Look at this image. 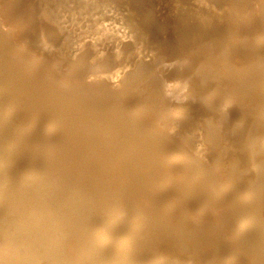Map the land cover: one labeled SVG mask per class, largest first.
Returning <instances> with one entry per match:
<instances>
[{"label":"bare ground","instance_id":"bare-ground-1","mask_svg":"<svg viewBox=\"0 0 264 264\" xmlns=\"http://www.w3.org/2000/svg\"><path fill=\"white\" fill-rule=\"evenodd\" d=\"M0 2V232L5 231L0 264H177L168 262L158 249L167 247L163 242L169 237L198 238L202 248L216 236L223 253L230 227L228 236L244 252L263 254L254 239L264 233L261 96L260 105L257 97L252 104L257 109H243L251 116V125L246 140L229 152L227 169L216 161L231 148L224 145L220 127L229 122V96L246 98L245 91L254 86L259 71L264 72V0H33V9L28 5L35 14L32 23L23 19L26 12L23 15L16 1ZM181 7L192 10V16L178 15ZM6 15L9 26L4 30ZM178 19L194 29L204 22L219 27L209 43L191 49L196 57L204 55L206 67L211 63L216 68L203 71L202 79L208 82L213 74L221 79L220 88L204 103L217 118L209 119L200 135L211 143L204 141L206 146H212L211 151L206 149L212 152L208 161L209 154L203 160V152L198 153L197 123L187 102L198 90L176 93L173 111L165 112L174 120L164 129L160 118L146 109L150 96L142 99V93H131L124 82V94L114 97L111 83L107 87L103 83L138 62L130 77L148 73L153 87L155 82L164 88L155 80L152 65L167 56ZM21 41L39 55L33 56L40 67L20 56ZM66 60L72 63L68 70L58 69ZM86 67L89 72L106 67L101 70L106 73L98 71L104 81L86 83L81 76ZM156 92L166 107L168 97ZM246 155L251 156L254 174L247 181L242 180L246 166L237 163ZM48 182L62 193L56 201L50 202L44 190ZM112 186L126 192L127 211L119 209L126 203L117 204ZM68 211H75L82 225L69 229L66 224L74 217H67ZM71 234L84 239V248L74 251ZM183 250L195 252L193 247Z\"/></svg>","mask_w":264,"mask_h":264},{"label":"rangeland","instance_id":"rangeland-1","mask_svg":"<svg viewBox=\"0 0 264 264\" xmlns=\"http://www.w3.org/2000/svg\"><path fill=\"white\" fill-rule=\"evenodd\" d=\"M13 1L18 2V4H16V2H15V5H16V7L19 6L18 7L19 9L20 8L22 9V10L21 9L20 10L22 11L23 15H24V12H26L23 19L27 23L28 22L29 23L30 22L32 23V22L35 21V19H34L35 14L32 12L33 10H31L30 8H28V7H30L28 5H31V7L33 9V4H32L33 3V0H32V2H29L30 0H27L28 3H26V0H13ZM242 2H244V1H242ZM0 4H1V2H0ZM24 6H26V7L25 8H22ZM26 8H28V10H26ZM6 12L8 13V11H6ZM186 13H189L192 16L193 11L192 10H187L185 7H181V10L178 12V15H185ZM29 14H30L31 17L29 16ZM174 14H177V12L170 14V16H172ZM198 14H196V15L198 16ZM5 17H7V15L6 16H3V20L4 21L6 20ZM199 17H201V16L199 15ZM20 18H22V17H20ZM30 18L32 19V21H30L31 20ZM7 19H9V18H7ZM7 21L8 20H6L4 22L5 23L4 28H3L4 30L7 29V27L9 26V25H7V24H9L8 23L9 21L8 22ZM161 21H163V19ZM181 21H182L181 19L176 20L175 22H177V24L175 26H172V28H175V31L177 33V37L175 38V34L176 33L172 36V38L174 40L171 43L170 48L168 49L167 56L166 57H163L164 58V61L161 62V63H159V64L156 63L157 66L155 65V63H153V65H152V68L154 69L153 71L156 70L155 71L156 72L155 73L156 74L155 80H159L157 82L162 81L161 83L164 84V85H162L161 83H159L160 85H162V87L164 86V88H161L162 91L159 89L157 83H155V82H154V87L157 85L156 86L157 88L156 87L155 88L153 87V84H152L153 82H151L153 80V78L152 77H151L152 79L149 78L150 76H148V73L146 74V73L142 72V74H141L139 72L138 74H135V75L133 74L130 77V75L137 69L138 62H132V64L129 66L128 70H126V71H124L122 73L117 74V76H114V78L112 79L113 80L112 82H110L108 80H105V82H107V83L109 82L108 84L105 83V82H103L104 79L99 76L100 73H98V71L99 70L100 71L101 70H103V71L106 70L107 69L106 67H108L109 64H106L105 65L106 66L105 67L106 69L105 68L104 69L102 68V69H99L97 72H93V71H90L89 72L88 69H89L90 66H91L90 67V70H93V66H94L93 64L92 65L89 64L90 65V66L88 65L89 67L86 65L88 67V69H87V67L85 68V70L83 68L82 69V75L81 76L85 80L86 83L91 84V85H92V83H93V85H96L98 83L103 82L105 84L104 86L107 87V85H109L111 83V85H109V86L111 87L112 90H115L114 91L115 93L113 94L114 97L122 96V92L124 94L125 91H124L123 88L125 87L126 84H127V86H129L128 88H130V90H129L130 92L132 91L133 93H135V91L137 90V92H136L137 94L135 93L136 95H140L141 93L143 95H145L144 92H146L147 93L146 97L148 96V98H146L145 96L142 95V99L149 100V96L151 98V100L148 101V107L146 109H148V113L149 114H156L160 118V121L162 122V125L160 124V126L163 127L164 129H167L168 125L172 124V121L174 120V118H172V119L171 118L170 119L167 118L168 115L165 112L167 110L168 111L169 110L171 111L173 109V106L174 105L172 104V102H173L174 98L176 97V93H177V96H178L182 92H185V93H182V94L185 95V94H190V92H192L193 89L198 90L197 91V94L195 96H193V94L192 95L190 94L188 96L190 99H188L187 102L192 105L189 114H191V115L194 116L193 121H194L195 124L197 123L196 124V127H197L196 134H197V138H199L198 139V141H199V147L198 148L200 149V151L198 153L200 154V152L201 153L203 152L202 154H200V155H202V157H204L203 160H206V157H208L206 154H209V157L207 158V161H208L209 158H211L210 155L212 154V152H210V151H211L212 146H210L211 143L209 141L204 140L205 138H203V136H200V135H203L202 133L205 130L206 122L209 119H213V120L216 121L217 118L214 117L213 110L212 109L210 110V107L208 106L209 103L208 104L206 103L207 106L204 103L205 102H209L210 100H205V99H210V96H212V94H214V92H216V90L218 88H220V83H221L220 81H221V79H218L219 77H217L214 74H213V77H212V75L210 74L211 77H209V79L206 80V81L209 82V84H208V82H205V80H203L201 76L206 72V70L209 69L211 71L212 69H210V68L213 65H211V63H209L210 65H207V66H211V67H206L205 63H203L204 61H202L204 55L203 54H200L199 57H196L194 53H191V49H193V47H195L197 45L201 46L204 42L209 43L210 40H212L214 38V33L216 32L215 31V28L218 29L219 27H215L214 26V28H213L212 23L208 25L209 22H206V23L204 22L205 24L203 23L199 27H197V28L194 29L188 22H181ZM5 26H7V27H5ZM210 26H211V28H210ZM170 28H171V26L170 27L167 26L166 30H170ZM208 28H210V29H208ZM237 30H238V28H234L233 29V31H237ZM7 32H10V29ZM19 37H20V35L17 36V38H19ZM247 42L248 41H246L245 44H249V42L248 43ZM19 44H21V45H19L20 47L22 46L21 48L19 47L20 48V50H19L20 56L22 58H24L26 61H29V60L31 62L34 61L33 64L36 63L35 65L37 67H40L38 65L39 64L38 63V60L35 59V56H33V55L36 54L37 57H38L39 55L36 52H34L32 49H30V47L27 48V45H26V43L24 41L19 42ZM204 44H206V43H204ZM149 45L152 47L153 46V43H150ZM263 45H264V42H263ZM24 46H26V47H24ZM261 49L264 51V46H262ZM86 51L88 53H90L91 50L88 48V49H86ZM28 57H29V60H27ZM60 63L61 64H58L57 68L60 69V70H63V71H65V70L67 71L68 68L70 67V65H72V63L71 62L68 63L67 60L66 61H63V62H60ZM200 63L202 65H200ZM161 64H163V65H161ZM158 65H161V66H158ZM153 66H155V67H153ZM247 66L248 65H246L245 67H247ZM251 67H252V65L248 69H250ZM212 68H213L212 71H214L216 69V68H214V66ZM86 69L88 71H86ZM39 70H40L39 72H42V69H39ZM103 71H101V72H103ZM164 71H166V73L168 72L167 75L165 74ZM203 71H204V73H203ZM259 72L260 73L257 74V77L258 78L255 77L256 78L255 80H257V79L258 80L257 81L254 80L253 81L254 86L253 87H250L249 88L250 90H247L248 92L245 91V95H246V93H248V95H246V98L244 96V97H241V98H237L236 99V97H234L233 95H230L229 96V100L231 101L230 104L227 106V109H228V117H229L228 120H229V122H227V124L226 125H223V126L220 125V123H218L220 125V127H222L223 133L225 135V137H224V135H222V137H221L224 145L226 143L225 146H229V148L231 147L230 150H228V153H226L221 158V160H219L220 162L216 161L217 162V165L220 166V168L222 170L227 169V162H229L231 160V158H230L231 156L230 155L232 154L231 153L232 147H234L235 145H240V144H242L246 140L248 126L251 125V116H248L246 113H244L243 109L248 108L249 111H253L254 109H257V106H253V105H255L256 102H257L256 105L257 104L260 105V103H262V101H259V100H261V98H259V97L261 96L262 99L264 100V98H263V96H264V91H263L264 90V85H263L264 84V82H263L264 81V72L263 71H259ZM103 73H106V72H103ZM103 73H102V75H104ZM143 73H144V75H143ZM193 74L194 75L196 74V75L194 76ZM145 75H147V77ZM137 76H138V78H137ZM164 76H166V77H164ZM200 77H201V79L199 80ZM214 78L215 79L217 78L218 81H217V79L214 81L213 80ZM210 79L212 80L213 83H211ZM259 79L261 81H259ZM135 80L137 82L138 81L139 82L137 83ZM124 82H126L125 85H123ZM205 84H207V85H205ZM256 84H258L257 85V88H255L256 87ZM186 85H187V87H186ZM209 86L211 88H209ZM260 86H261V88H260ZM252 88L257 89V92L258 93L255 92L256 91L255 89L253 91ZM251 89H252V91H251ZM147 90H149V91H147ZM155 90L156 91H160L159 94L160 93H163L166 97H168L167 102L169 101L168 102L169 104L167 105V102H166V107H163L160 104V100L161 99L159 100L158 94H157L158 92H156ZM259 93H261V94H259ZM250 94H251V96L254 94L253 95V98L254 99L250 96ZM125 95H127V94H125ZM206 95H208L209 98H205V97H207ZM248 96H250V97H248ZM255 97H257L256 98L257 99L256 102H254ZM249 98H251V101L249 100ZM242 99H245V100H242ZM128 100H129V98H128ZM131 100H133V99L131 98ZM234 100H235V102H233ZM208 107H209V109H208ZM195 120H196V122H195ZM262 124L263 123H261L260 125H262ZM201 137L203 138L202 141H200L201 140ZM204 141H206L205 143H207V144L210 143L209 145H207L208 147L205 145V143H203ZM206 149H209L210 151H208ZM227 149H228V147H227ZM204 152H206V153L204 154ZM214 158L218 160L217 157H214ZM249 158H251V156L250 155H248V156L246 155V156H243V159H240L239 161H237V163H239L241 167L246 166L245 167V170H248L247 172H245V170L243 168L245 177L242 180H245V181H247L251 176L254 175L253 172H252V164L250 163L251 162V159H249ZM240 161L241 162L243 161V162L241 163ZM236 165H238V164H236ZM215 166H216V163H215ZM98 175H99V176H97L98 178H102V175H100L99 173H98ZM102 183H105V182L104 181H101L99 184H102ZM103 187H105V186H103ZM112 187H114V188H110V191L111 192L112 191L116 192V198H119V201L117 199V204H118V202L121 203V202L127 201V198H124V195L126 194V192H123V188L115 187V186H112ZM58 188H59V186H57V188H55L49 182L44 184V190H45V192H48V196L50 198V202L52 201V199L53 200H55V199L57 200L59 197H61L62 193H60L58 191V190H60ZM192 191H193V189L190 190V192H192ZM67 199L68 198H66L63 195V200L65 202H68ZM129 202L130 201L127 202L128 204L126 202L122 203V204H125L126 203L125 205H118L119 206V209H124V211H127V208H124V207L129 206ZM67 204H69V202ZM211 204L212 205H216V203H211ZM102 211H103V209H102ZM193 213H194V210H193ZM194 215L198 216L196 212H195ZM66 216L67 217H71V216L74 217L73 219L69 220L70 221L69 223L66 224L69 229L70 228H77L78 224L79 225H82L81 222H80L81 220L79 219V217L77 216V214L75 213V211H73V212H69L68 211V213H67ZM256 216H258V214ZM208 217L210 218L211 216L208 215ZM62 220L64 221V219L61 218V224H60V226H62L64 224V222ZM66 225H64V229H65V227H67ZM146 226H148V225L146 224ZM146 226L144 224V227H142V228H145V230H146L147 229ZM230 229H232V228L231 227L229 229L227 228V230H230ZM227 230L225 231V235H224L225 236L224 237L225 244L223 245V246H225L224 251L225 250L226 251L223 252V253L221 252V250L223 248H221L220 241H218V239H217L216 236L215 237L213 236L212 238H209L208 245L207 246H203L202 247L203 249L199 246L201 244H199L200 242H198V241H200V240H198V238L195 239L196 241L194 239H192V240H194L192 242V240H191V238L189 236L188 237L185 236V237H187L189 239V240L187 239L188 240L187 241L186 238L184 237V235L182 236L183 238L178 237L179 239H176V237H169L168 241H164L163 242V243H165V246H167V247L164 246L165 248H163L162 247L163 245H160V246H158V249H159L160 252L163 251L165 253V257H167L168 262H171L172 261V262L177 263V264H208V262H210V261L213 262L211 264H264V240L262 239V237H264V233L259 238H257V236L254 238V239H258V241L260 243V246H261V250L263 252V254L259 255L258 257H255V256L249 254L248 252H244V251H246V249L243 251L241 249L242 247H239V243L234 242L235 240L233 238H231V236L230 237L228 236V233H227L228 231ZM4 232L3 231L0 232V238L1 239L3 237H5V236L2 235ZM70 236L71 237L69 238L70 239L69 240V243H70L71 246H73L74 251H76V250L79 251L82 248H84L83 247V245L85 244L84 239L79 234H71ZM181 239H183L184 241H186V243L185 242H182L183 240L181 241ZM230 239H231V241H230ZM169 240L170 241L173 240V241H171V243H168ZM175 240H176L177 243H175ZM190 240H191V242L188 244L187 242H189ZM172 242H174V243H172ZM196 242H198V243H196ZM212 243H214L213 244L214 246H212ZM173 244H175V245H173ZM178 244H179V246H182V249L183 248L185 249V246H186V249L187 248L189 249L190 247L191 248L193 247L194 250H195V252L194 251H191V250H183V251H182V249L179 250L180 248H179ZM195 244H197V245H195ZM189 245H193V246H189ZM187 246H189V247H187ZM208 246H209V248H207ZM212 247H213V249H212ZM176 248H179V249H176ZM196 248H197V250H196Z\"/></svg>","mask_w":264,"mask_h":264}]
</instances>
